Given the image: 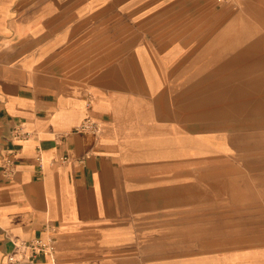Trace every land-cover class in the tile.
Instances as JSON below:
<instances>
[{"label": "crops", "instance_id": "1", "mask_svg": "<svg viewBox=\"0 0 264 264\" xmlns=\"http://www.w3.org/2000/svg\"><path fill=\"white\" fill-rule=\"evenodd\" d=\"M0 226V264H264V0H0Z\"/></svg>", "mask_w": 264, "mask_h": 264}, {"label": "built area", "instance_id": "2", "mask_svg": "<svg viewBox=\"0 0 264 264\" xmlns=\"http://www.w3.org/2000/svg\"><path fill=\"white\" fill-rule=\"evenodd\" d=\"M218 2H226L229 0H217ZM98 129V124L90 118L82 121L76 128V131L87 132ZM11 138H25L28 132L23 131L21 127L17 126L11 130ZM67 157H62L66 161ZM16 168L14 161L11 158H5L3 172L8 178H12L15 174ZM5 230L0 226V235L5 234ZM6 235V234H5ZM12 244V252L6 255V260L10 263H15L22 260L33 261L39 256L53 258L55 251V244L49 239L33 238L30 240L21 239L18 237L6 236Z\"/></svg>", "mask_w": 264, "mask_h": 264}, {"label": "rangeland", "instance_id": "3", "mask_svg": "<svg viewBox=\"0 0 264 264\" xmlns=\"http://www.w3.org/2000/svg\"><path fill=\"white\" fill-rule=\"evenodd\" d=\"M218 2V1H217ZM226 2H228V1H226ZM219 3V2H218ZM224 3V2H223ZM256 90L258 89L259 90V88H255ZM220 157H227V156H224V155H220Z\"/></svg>", "mask_w": 264, "mask_h": 264}]
</instances>
